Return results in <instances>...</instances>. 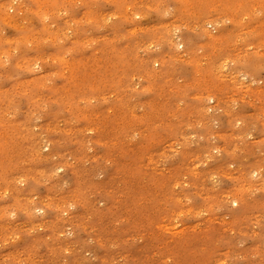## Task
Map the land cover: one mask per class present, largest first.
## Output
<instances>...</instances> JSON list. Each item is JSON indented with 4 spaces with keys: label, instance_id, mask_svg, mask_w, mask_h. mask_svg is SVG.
I'll use <instances>...</instances> for the list:
<instances>
[{
    "label": "rangeland",
    "instance_id": "1",
    "mask_svg": "<svg viewBox=\"0 0 264 264\" xmlns=\"http://www.w3.org/2000/svg\"><path fill=\"white\" fill-rule=\"evenodd\" d=\"M0 264H264V0H0Z\"/></svg>",
    "mask_w": 264,
    "mask_h": 264
},
{
    "label": "clouds",
    "instance_id": "2",
    "mask_svg": "<svg viewBox=\"0 0 264 264\" xmlns=\"http://www.w3.org/2000/svg\"><path fill=\"white\" fill-rule=\"evenodd\" d=\"M37 211H40L39 209H37Z\"/></svg>",
    "mask_w": 264,
    "mask_h": 264
}]
</instances>
